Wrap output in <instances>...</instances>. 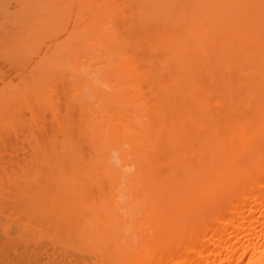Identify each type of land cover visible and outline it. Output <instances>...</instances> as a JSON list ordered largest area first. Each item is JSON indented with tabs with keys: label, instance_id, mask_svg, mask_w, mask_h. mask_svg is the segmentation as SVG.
<instances>
[{
	"label": "bare ground",
	"instance_id": "1",
	"mask_svg": "<svg viewBox=\"0 0 264 264\" xmlns=\"http://www.w3.org/2000/svg\"><path fill=\"white\" fill-rule=\"evenodd\" d=\"M0 264H264V0H0Z\"/></svg>",
	"mask_w": 264,
	"mask_h": 264
}]
</instances>
